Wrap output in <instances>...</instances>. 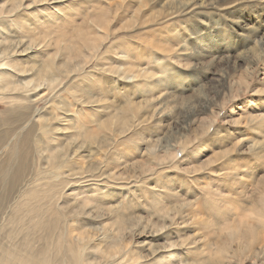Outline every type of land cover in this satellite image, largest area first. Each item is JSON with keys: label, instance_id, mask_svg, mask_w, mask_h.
<instances>
[{"label": "rangeland", "instance_id": "1", "mask_svg": "<svg viewBox=\"0 0 264 264\" xmlns=\"http://www.w3.org/2000/svg\"><path fill=\"white\" fill-rule=\"evenodd\" d=\"M55 1L21 0L19 5L17 0L14 9L13 0H0V37L18 33L14 40L22 36L32 44L50 39L51 52L58 42L73 65L80 48L86 50L84 43L94 41L89 36L96 34V16H106L108 34L115 30L78 75L71 74L55 94L50 90L44 101L34 103L35 110L46 113L57 105L70 107V95L84 89L95 99L108 98L97 103L92 120L116 113L110 134L100 132L95 154L84 158V169L91 163L111 176H100L95 184H66L69 208L126 218L128 234L119 243L129 248L131 264H264V228L256 240L248 238L264 192V0H123L116 6L115 0L107 5L102 4L106 0ZM41 54L33 53L35 60ZM129 59L141 74L135 84ZM163 60L184 78L153 94L150 82L163 78ZM110 62L119 68L117 80L108 71ZM150 71L159 72L151 76ZM130 98L135 115L128 120L125 102ZM13 107L8 99L0 100V117ZM24 126L19 132L32 124ZM58 139L66 144L62 136ZM5 160L6 151L0 155V162ZM235 163L242 165L247 186L225 178L234 171L224 164ZM31 164L30 174L49 166L42 160ZM42 181L39 186L46 185Z\"/></svg>", "mask_w": 264, "mask_h": 264}, {"label": "bare ground", "instance_id": "2", "mask_svg": "<svg viewBox=\"0 0 264 264\" xmlns=\"http://www.w3.org/2000/svg\"><path fill=\"white\" fill-rule=\"evenodd\" d=\"M13 1L14 9L22 4L21 0H19V5L17 0ZM61 2L64 0H56L53 4ZM118 2H123V0H115L114 5L116 6ZM102 4L107 5V0ZM109 5L111 8L113 3H109ZM104 10L106 8L102 9V11ZM94 20L97 31L94 36L91 34L89 36L94 41L84 43L86 50L82 51L80 48V52L76 55L78 62L73 65L72 62L65 60L64 54L67 55L69 52L64 53V47L58 42L54 43L53 50L55 51L51 52L50 39L32 44L30 41L21 39L22 36L14 40L13 37H16L18 33H13V36L0 37V96H2L0 100L8 99L14 105L0 117V127H6L5 130L0 131V155L6 151V160L0 162V264H131L128 255H126L129 248L124 247L121 242L119 243L123 235L128 234L129 225L126 218L117 214L108 216V214L75 211L74 208H69V202L64 198L67 191L64 188L68 183H86V181L93 180L95 184L99 180L98 177L111 176V173L105 175L100 172V166L95 167L91 163L84 169V158L90 159L93 153L95 154L93 143L97 138H100L98 137L99 133L104 132L103 136L107 137L113 128L110 121L116 114L115 112L106 118H103L105 113L99 114L95 120H92V115L95 116L97 113V103L108 98L95 99L94 93L80 89L70 95L72 98L70 107L65 104L57 105L56 110L52 109L53 114H51L52 111L46 113L45 110L34 109V103L44 101L47 92L53 90V93H56V90L65 84V80L71 74H77L94 57H97L96 51H101V45L105 43L109 35L114 34L115 30L110 34H108L109 31H105L108 23L105 24L106 16L103 13L96 16ZM28 31H30L29 28L26 32ZM30 40L33 42V39ZM58 40L61 41V39ZM168 50L171 51V49ZM38 51L42 53L41 60H35L37 55H33ZM255 59L256 57L251 60L254 62ZM111 64L112 62L109 64L108 71L111 74L115 73L114 79L117 80L119 76L116 74V69L119 68H113L114 63ZM168 64V60L161 62L164 76L158 83L150 82L151 93L154 94L156 88L160 89L166 84H172L174 80L179 83L183 81L182 74L169 68ZM127 65H129V70L134 73L133 83L135 84L139 77L141 78V74L139 70H136L137 68L133 67L134 64L130 59L127 61ZM121 66L119 64L117 67ZM159 71H150L151 76ZM106 90L110 91L111 89L103 91ZM64 92L65 89H62L60 96L63 97ZM130 93L131 91H128L127 95ZM123 95L125 96L126 93ZM49 101H51L50 98ZM125 103L127 115L125 118L129 120L131 116L135 115L132 114L135 108L132 107L131 98L126 99ZM208 103L209 99L207 98L204 105H208ZM137 106L140 105L137 104ZM153 110L155 109L153 108ZM196 111L194 109L193 113L196 114ZM212 118L208 123L207 130L213 125ZM216 118L214 123L217 121ZM92 121L96 124H92ZM29 123L32 124L29 130L23 133L19 132L25 127L24 125L29 126ZM61 136L64 138L65 145L63 142L59 143L58 137ZM183 151L187 153L185 144L182 146ZM37 160L39 162L42 160L43 164L49 166L44 168V171L39 169L37 173L30 174L28 167L32 165L31 162L36 163ZM74 160L78 161L77 167ZM103 162L107 163V160L105 159ZM246 164L247 162L242 163L244 166ZM224 165L225 168H231L234 171V173L226 172L225 178L234 184L235 182L239 183V187H243L245 185L244 174L241 172L242 169L240 170L242 165L239 163L230 165V167L228 164ZM250 165L252 166V164ZM63 168L64 170H62ZM39 179H43L44 183L42 184L46 185L39 186L37 183ZM262 181L261 184H264V179ZM253 183L255 184L254 181ZM257 184L260 185V183ZM84 186L88 189L90 185ZM96 190L92 194L99 192ZM107 191L104 194H107ZM234 193L233 191L232 194ZM90 197L91 195L86 202L92 199ZM254 219L255 230L249 227L248 238L255 237L256 240L259 229L264 228V192L261 201L255 206ZM93 220L99 221L95 224V222H90ZM258 253L260 254V252ZM172 256L175 255L172 254ZM159 264L170 263L165 260Z\"/></svg>", "mask_w": 264, "mask_h": 264}]
</instances>
